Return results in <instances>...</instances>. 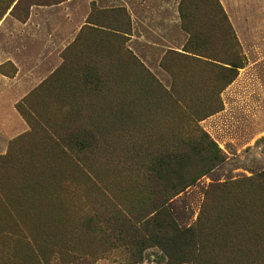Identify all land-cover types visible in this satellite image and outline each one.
Listing matches in <instances>:
<instances>
[{"label": "rangeland", "instance_id": "1", "mask_svg": "<svg viewBox=\"0 0 264 264\" xmlns=\"http://www.w3.org/2000/svg\"><path fill=\"white\" fill-rule=\"evenodd\" d=\"M5 1L0 0V10ZM16 1L0 19V165H5V169L1 168L0 187L15 180L19 182L20 195L9 212L28 227L27 231L22 228L18 232L21 235L18 238V233H1L0 264H168L169 257L155 243L137 248L126 240L94 237L81 228L87 208L101 210L106 206L99 195L101 189L115 193L114 205L124 207L117 191L121 178H116L112 163L99 153L91 167L86 160L81 162L79 169L93 171L89 175L93 183L85 182L83 175L61 163L54 152H46L48 146L44 145L41 128L32 130L21 111L34 119H31L33 124L52 121L53 115L56 124L66 125L82 119L88 122L89 110L105 123L113 119L115 104L124 97L123 120L127 124L129 152L133 149V140L149 130L158 137L164 119L174 128L175 113L169 110L168 118L163 117L154 93L157 88L150 82L142 84L146 92L143 107L132 106L131 93L136 85L132 82L135 77L130 60H119L118 67L102 60L106 66L104 76L100 75L103 79L87 85L93 90L97 84L98 93H92L93 96L86 95L77 76L79 68L100 55L96 51L97 41L84 28L90 22L125 26L126 19L116 14L120 8L129 22L127 33L123 34L124 50L130 51L165 89H184L191 105L206 104L208 101L203 95L210 91L204 82L206 78L199 73L193 77L192 62L179 61L170 53L182 52L189 38L180 18L182 0H25L11 12ZM218 1L235 32L245 64L220 92L222 108L198 122L224 152L225 161L166 203L180 229L196 224L210 183L242 179L264 170V0ZM186 5L192 12L202 6L198 0H187ZM113 57L119 58L118 54ZM50 77L53 84L50 86L49 81L43 93L37 90ZM110 152L111 146L106 147L107 157ZM36 167L38 171L44 170L43 181L47 187L41 200L49 208V221L61 226L59 232L51 229L42 233L35 228L38 213L34 193L22 189L29 187L31 180L27 177L21 182V172L31 168L35 171ZM94 183L97 188L87 185ZM4 192L7 191L0 188V198ZM217 214L215 210L210 212L208 224L217 222ZM98 220L99 224H105L106 218L101 214ZM209 232L211 235L207 236L202 251L204 264H228L224 258L227 254L224 237L215 230ZM34 249L45 253L42 258L38 257L39 262ZM13 253L16 257L11 256Z\"/></svg>", "mask_w": 264, "mask_h": 264}, {"label": "trees", "instance_id": "2", "mask_svg": "<svg viewBox=\"0 0 264 264\" xmlns=\"http://www.w3.org/2000/svg\"><path fill=\"white\" fill-rule=\"evenodd\" d=\"M186 1L182 0L179 11L182 25L189 32V38L182 52L170 53L179 61L192 62L195 68L193 77L199 73L206 78L204 82L210 88L208 94L203 95V99L208 101L206 104L200 107L191 105L187 100L189 95L184 89H165L130 51L124 50L123 34L127 33L129 22L128 16L120 8L116 10V14L122 20L126 19L125 26L121 24L109 27L103 23L90 22L91 25L84 28L88 30L86 33L94 36L97 41L96 51L100 55L90 62L91 64L88 62L79 68L80 73L77 76L82 81L86 95L93 96L92 93H98L97 84L93 90L87 85L90 81L98 83L103 79L100 75L104 76L106 66L102 60L117 67L119 60H130L135 77L132 82L136 85L131 93L132 106L138 109L143 107L146 92L142 89V84L150 82L157 88L154 93L160 101L163 117L168 118L169 110L175 113L174 128L170 126L168 119H164L159 126L161 134L158 137H154L149 130L143 137L133 140V149L129 152L125 135L127 124L123 120L126 113L124 97L115 104L113 119L105 123L99 118L96 119L89 110L88 122L82 119L67 122L66 125L64 122L56 124L53 115L52 121L33 124L32 117L20 111L32 130L41 128L44 145L48 146L46 152H54L61 163L69 165L70 170L74 169V173L83 175L85 182L91 180V184L93 183L89 176L93 175V171L79 169L81 162L86 160L87 166L91 167L96 163L99 153L103 154L101 158L112 163V172L117 171L116 178H121L117 191L124 207L114 205L112 199L115 193L108 191L109 194L101 189L99 195L106 206L101 210L87 208L85 221L81 225L89 235L100 239H117L120 242L126 240L137 248L155 243L169 257L168 264H199L203 260L204 242L212 229L224 237V246L227 249L224 258L228 264H264V170L242 179L210 183L205 191L204 206L196 224L188 228L180 229L166 207L168 200L225 161L224 152L198 122L222 108L220 92L235 79L238 69L245 64V56L220 2L206 0L202 5L203 0H198L202 6L192 12ZM5 2L6 5L0 10V19L14 0ZM23 2L25 0H17L11 12ZM114 54H118L119 58L113 57ZM115 59L117 64L114 63ZM177 77L180 78L179 75ZM49 81L51 86L53 82L50 77L37 90L45 92ZM144 126L147 129L148 124ZM170 130L172 133H168ZM109 140L111 142L107 143ZM108 146H111V152L107 157L104 150ZM6 157L7 155L4 158ZM4 166L3 163L0 165V175ZM35 169H25L21 172V182H25L27 177L28 181L31 180L30 186H23L22 189L26 188L28 192L31 190V194L34 193L35 209L38 213L35 228L42 233L51 229L59 232L61 226L49 221V208L41 200L47 187L43 181L44 170L38 171L37 167ZM18 183L15 180L5 187H0L7 191L2 193L0 198V212L3 213L0 220V236L2 232L17 234L22 228L27 231L28 226L9 212L13 209V202L20 195ZM87 185L98 187L96 184ZM74 189L72 194H75ZM214 210L218 213L217 222L210 225L208 216ZM101 214L102 218H106L105 224H99ZM18 237H21L19 233ZM34 251L36 262H39L38 257L42 258L45 253L40 249ZM11 256L16 257L14 253Z\"/></svg>", "mask_w": 264, "mask_h": 264}]
</instances>
